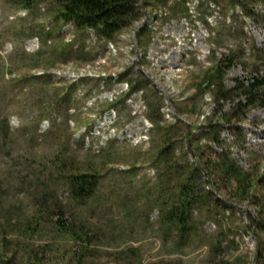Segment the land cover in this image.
I'll list each match as a JSON object with an SVG mask.
<instances>
[{
	"label": "rangeland",
	"instance_id": "1",
	"mask_svg": "<svg viewBox=\"0 0 264 264\" xmlns=\"http://www.w3.org/2000/svg\"><path fill=\"white\" fill-rule=\"evenodd\" d=\"M233 1L142 0L140 19L108 42L57 20L49 4L0 0V264H261L262 187L238 205L215 194L221 218L204 214L186 244L154 201L161 135L150 107L162 126L179 120L188 133L230 107L198 88L217 62L231 50L249 56L247 44L264 48V0L234 10ZM242 57L230 86L251 76ZM222 139L264 176V107L223 124ZM77 172L101 176L82 201L68 180Z\"/></svg>",
	"mask_w": 264,
	"mask_h": 264
},
{
	"label": "trees",
	"instance_id": "2",
	"mask_svg": "<svg viewBox=\"0 0 264 264\" xmlns=\"http://www.w3.org/2000/svg\"><path fill=\"white\" fill-rule=\"evenodd\" d=\"M211 1V0H210ZM240 1V0H239ZM243 2V0H241ZM15 5L31 9L35 5H51L54 16L64 24L72 23L79 30H92L100 38L112 42L124 29L131 27L140 19L142 0H12ZM238 0L233 1V10ZM231 11V10H229ZM249 17L252 15L249 13ZM243 47V46H241ZM249 56L236 54L234 50L224 55L215 65L206 80L199 83L198 88L213 87V97L218 103L228 102L230 107L221 108L213 115L206 116L201 126L188 133L185 125L177 120L175 125L162 126L163 116L159 109L150 107V120L153 128L161 135L160 146L154 158V167L158 170V195L155 203L162 212V225L180 237V243L186 244L197 238L198 226L204 214L218 221L221 213L215 204L220 199L214 195H230V201L238 205L242 200L258 198L256 204L264 207V176L255 175L252 170L242 167L236 162L231 150L232 145L224 146L222 128L225 123L244 122L252 109L264 107V48L248 44ZM240 57H248L251 76L237 80L234 86L226 83L229 69ZM263 73V75H261ZM182 130L177 136L174 130ZM200 130L199 134L195 130ZM205 141L206 143H204ZM236 141V140H235ZM184 146L187 151L184 153ZM180 155H182L180 157ZM191 155V159L189 158ZM65 163L60 167L63 169ZM100 174L96 172L70 173L68 180L73 199L82 201L91 197L100 182ZM261 194L258 196V188ZM1 199V197H0ZM234 199V200H233ZM260 199V200H259ZM247 226H251L248 223ZM227 236L222 232L220 240L211 244L214 248L223 245ZM258 255L264 264V225H259ZM214 251V250H213ZM221 264V263H220ZM222 264H241L240 260H227Z\"/></svg>",
	"mask_w": 264,
	"mask_h": 264
}]
</instances>
